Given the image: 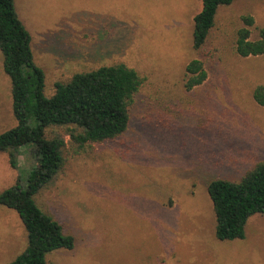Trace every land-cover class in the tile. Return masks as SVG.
<instances>
[{"label":"rangeland","instance_id":"1","mask_svg":"<svg viewBox=\"0 0 264 264\" xmlns=\"http://www.w3.org/2000/svg\"><path fill=\"white\" fill-rule=\"evenodd\" d=\"M32 38L34 61L45 73L44 94L57 83L101 67L124 64L143 85L119 138L71 142L66 127L47 137L66 140L65 163L35 197L73 250L47 255L50 264H264V214L251 216L245 238L221 242L207 187L216 179L239 183L264 163V107L254 91L264 85V55L236 52L242 18L252 16V40L264 28V0H235L219 8L202 55L193 48L202 0H14ZM0 51V134L17 125L12 85ZM200 59L208 78L187 91L186 66ZM0 153V193L30 169ZM29 164V165H28ZM28 244L18 214L0 206V264Z\"/></svg>","mask_w":264,"mask_h":264},{"label":"trees","instance_id":"2","mask_svg":"<svg viewBox=\"0 0 264 264\" xmlns=\"http://www.w3.org/2000/svg\"><path fill=\"white\" fill-rule=\"evenodd\" d=\"M235 0H202L194 19L193 48L202 55L220 7ZM236 52L241 58L264 55V28L252 40L256 21L242 18ZM32 38L15 9L14 0H0V51L3 68L12 85V111L17 125L0 134V153H7L13 169L19 168L22 149L31 154L30 169L18 172L14 186L0 193V206L15 211L27 233L25 251L9 264H50L47 255L73 250L74 238L37 205L35 197L49 186L63 168L66 140L47 137L52 127H66L78 149L122 136L129 128L130 108L143 85L139 74L124 64L80 73L67 83H57L51 98L44 94L45 73L36 65ZM185 89L192 91L208 78L200 59L186 66ZM255 102L264 107V85L254 91ZM29 165V164H28ZM216 218V238L221 242L245 238L249 218L264 214V163L258 164L239 182L216 179L207 187Z\"/></svg>","mask_w":264,"mask_h":264}]
</instances>
